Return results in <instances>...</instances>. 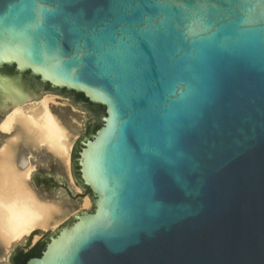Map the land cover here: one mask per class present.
<instances>
[{"label": "water", "instance_id": "obj_1", "mask_svg": "<svg viewBox=\"0 0 264 264\" xmlns=\"http://www.w3.org/2000/svg\"><path fill=\"white\" fill-rule=\"evenodd\" d=\"M41 92L90 209L11 264H264V0H0V108Z\"/></svg>", "mask_w": 264, "mask_h": 264}, {"label": "bare ground", "instance_id": "obj_2", "mask_svg": "<svg viewBox=\"0 0 264 264\" xmlns=\"http://www.w3.org/2000/svg\"><path fill=\"white\" fill-rule=\"evenodd\" d=\"M59 100L57 95L47 93L37 101L30 98L0 108V112L7 110L0 119V132L6 136L0 144V247L5 260L15 246L26 243V236L39 231L34 236L36 242L45 232L58 228L66 217L60 201L42 197L33 186L38 166L21 153L22 143L60 161L75 192L82 190L74 184L70 157L77 134L54 111L53 104ZM58 177L62 178L61 174ZM81 207H90L89 196L83 198Z\"/></svg>", "mask_w": 264, "mask_h": 264}, {"label": "rangeland", "instance_id": "obj_3", "mask_svg": "<svg viewBox=\"0 0 264 264\" xmlns=\"http://www.w3.org/2000/svg\"><path fill=\"white\" fill-rule=\"evenodd\" d=\"M47 93L55 94L60 98L59 102L53 104L54 111L63 119V121L68 125L71 131L77 134V137H80L89 115V113H86V111H89V107L83 106L81 103L74 104V100L69 93L41 92L32 99L33 101H37ZM63 100L66 102L62 103ZM6 111L7 110H3L2 112H0V119L3 117ZM5 139L6 136L0 133V144L5 141ZM20 147L22 149L21 153H23L24 156L31 158V160L34 161L38 166L37 171L32 178L33 186L42 197L49 200L60 201L66 215V217L62 219V223L69 221L76 212H79L83 209L81 207L83 198L89 195L83 194L81 192H75L73 186L69 182L66 169L65 167H63L64 165L60 161L52 157L49 153L45 151H35L31 148L30 145H25L24 143H22ZM60 174L62 180L59 182H61L62 185L56 186L53 180H57V177ZM76 185L80 186V184ZM88 209H90V207ZM48 232H53V229L45 232L44 234ZM36 242H34V236H32L29 238L26 246L25 244H20L17 246H25V248H28L32 247ZM3 257L5 258V252L3 248L0 247V264H11L10 254L7 260H5Z\"/></svg>", "mask_w": 264, "mask_h": 264}, {"label": "flooded vegetation", "instance_id": "obj_4", "mask_svg": "<svg viewBox=\"0 0 264 264\" xmlns=\"http://www.w3.org/2000/svg\"><path fill=\"white\" fill-rule=\"evenodd\" d=\"M49 85V84H48ZM51 87V86H50ZM52 88V87H51ZM88 101V100H87ZM1 133V132H0ZM76 159V158H75ZM75 159H74V163H75ZM75 167H76V163H75ZM76 168H74V173H76ZM62 180V178H59L58 177V179L56 180H53V182H54V184H56V186H59V185H62V183L61 182H59V181H61ZM79 183V182H78ZM80 184V183H79ZM89 190V189H88ZM89 193H90V190H89ZM90 196H91V193H90ZM73 217H74V215H73ZM23 263V261H22V258H20L19 260H18V264H22Z\"/></svg>", "mask_w": 264, "mask_h": 264}, {"label": "trees", "instance_id": "obj_5", "mask_svg": "<svg viewBox=\"0 0 264 264\" xmlns=\"http://www.w3.org/2000/svg\"><path fill=\"white\" fill-rule=\"evenodd\" d=\"M33 251H34V250H32V251L28 254L29 257L33 254ZM40 254H41V251H40V250L37 251V254H36V255H40ZM26 261H27V260H26ZM24 264H26V262H25Z\"/></svg>", "mask_w": 264, "mask_h": 264}]
</instances>
